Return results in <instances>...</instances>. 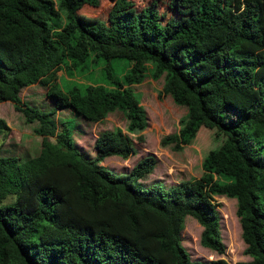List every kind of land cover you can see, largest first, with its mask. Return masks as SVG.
I'll use <instances>...</instances> for the list:
<instances>
[{
	"label": "trees",
	"instance_id": "trees-1",
	"mask_svg": "<svg viewBox=\"0 0 264 264\" xmlns=\"http://www.w3.org/2000/svg\"><path fill=\"white\" fill-rule=\"evenodd\" d=\"M104 1L112 4L106 24L82 15ZM117 59L127 62L121 78ZM98 61L113 87L62 86L64 68ZM149 73L165 77L163 93L188 108L163 147L182 152L203 128L221 143L205 156L200 178L170 188L137 185L154 173L155 156L124 176L101 165L136 156L132 136L144 143L147 114L131 87ZM35 85L48 89L52 112L21 98ZM3 102L26 123L38 122L42 142L25 162L0 157V264H229L193 261L183 245L192 217L203 229L201 246L226 254L217 197L237 202L251 259L237 264H264V0H153L144 7L134 0H0ZM60 110L95 124L120 111L125 127L102 132L91 158L65 124L59 129ZM10 131L0 118V135Z\"/></svg>",
	"mask_w": 264,
	"mask_h": 264
},
{
	"label": "rangeland",
	"instance_id": "rangeland-1",
	"mask_svg": "<svg viewBox=\"0 0 264 264\" xmlns=\"http://www.w3.org/2000/svg\"><path fill=\"white\" fill-rule=\"evenodd\" d=\"M153 0H134L139 7H144ZM163 3L166 0H162ZM111 2L104 1L102 6L96 10H85L82 15L93 20L98 19L107 23L111 9ZM90 9L91 7H86ZM58 27L61 29L65 24V19L60 15ZM115 74L117 78L123 77L126 72V60H113ZM105 62H90L86 68L67 71L65 68L58 73V78L62 86L68 89L72 85L103 84L113 87L104 72ZM165 77L158 80L152 78L149 73L145 80L138 85L131 87L136 97L140 100L141 106L146 111L148 128L140 135L144 143L137 140L138 136H132L136 147L137 155L128 161L119 157L106 158L104 166L117 176L128 175L134 166L148 156H155L158 165L153 174L137 183L142 188H148L157 183H163L167 188L180 184L183 181L198 179L201 177V165L205 156L210 150L220 147V141L214 140V133L203 128L191 146L184 148L182 152H175L172 147H163L161 141L164 137L176 134L181 129V120L188 115V108L175 104L171 96L163 93ZM47 88L35 85L24 89L21 98L28 105L36 107L43 112L53 111V101L47 97ZM0 118L4 119L11 127V131L0 135V157H17L21 162L35 157L41 150L42 138L35 133L38 122L28 124L24 116L15 110L11 102L0 103ZM59 129H63L65 124L74 141L84 149L87 156L95 158L97 151L95 139L104 131L124 129L125 118L123 113L116 111L107 116L101 123L95 124L86 119L75 116L69 110H60L55 115ZM221 182H226L218 178ZM217 202L221 204L219 211L221 214V231L223 241L227 247L224 256H219L214 252L204 248L200 244L202 227L192 217L185 221V229L182 233L183 245L187 248L193 261L208 262L223 259L229 264L250 261L244 251L246 245L242 239V230L239 219L236 215L237 202L226 197H217ZM212 255V257H210Z\"/></svg>",
	"mask_w": 264,
	"mask_h": 264
}]
</instances>
